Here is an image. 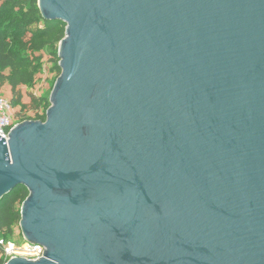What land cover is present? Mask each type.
Listing matches in <instances>:
<instances>
[{"label": "water", "instance_id": "obj_1", "mask_svg": "<svg viewBox=\"0 0 264 264\" xmlns=\"http://www.w3.org/2000/svg\"><path fill=\"white\" fill-rule=\"evenodd\" d=\"M65 26L45 121L0 138L6 264H264V0H37Z\"/></svg>", "mask_w": 264, "mask_h": 264}, {"label": "trees", "instance_id": "obj_2", "mask_svg": "<svg viewBox=\"0 0 264 264\" xmlns=\"http://www.w3.org/2000/svg\"><path fill=\"white\" fill-rule=\"evenodd\" d=\"M64 29V25L42 18L37 0H0V89L8 86L11 108H20L15 113L19 123L45 121L49 100L24 93L23 88L34 85L44 57L59 77L57 51ZM24 97L28 103L23 102ZM27 111L32 115L26 117ZM27 196L25 189H18L0 202V237L5 241L19 224L20 208Z\"/></svg>", "mask_w": 264, "mask_h": 264}, {"label": "rangeland", "instance_id": "obj_3", "mask_svg": "<svg viewBox=\"0 0 264 264\" xmlns=\"http://www.w3.org/2000/svg\"><path fill=\"white\" fill-rule=\"evenodd\" d=\"M41 69L36 77V81L34 85L31 88H23V92H31L35 96H41L45 97L49 100V96L51 94L52 88L54 86V83L56 79L58 78L56 73L51 70L52 65L48 62L47 58L44 57L43 60L40 62ZM0 96L3 98L9 100L10 98V91L8 86L5 84L0 89ZM24 103H28V99L24 97L23 99ZM20 110L19 107H15L14 109L11 108L10 114L12 115V123L15 125L19 124V119L17 118V115L15 114ZM32 113L30 111L26 112V117L31 116ZM1 238V237H0ZM10 241L14 247L17 249V251L21 252L24 245L25 240L21 234L19 224L13 228L12 234L7 239ZM21 258V257H20ZM23 258V257H22ZM2 260V255L0 254V261Z\"/></svg>", "mask_w": 264, "mask_h": 264}, {"label": "built area", "instance_id": "obj_4", "mask_svg": "<svg viewBox=\"0 0 264 264\" xmlns=\"http://www.w3.org/2000/svg\"><path fill=\"white\" fill-rule=\"evenodd\" d=\"M10 111L11 105L9 101L0 96V138L5 140H7L9 132L14 127ZM44 250L45 249L41 246L25 242L22 251L19 252L10 241H5L0 238V254L2 255L0 264H6L10 259L16 257H23L26 260L37 261L43 256Z\"/></svg>", "mask_w": 264, "mask_h": 264}]
</instances>
